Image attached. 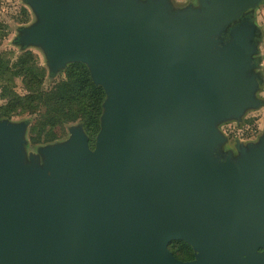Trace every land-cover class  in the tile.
<instances>
[{"label": "water", "instance_id": "95a60500", "mask_svg": "<svg viewBox=\"0 0 264 264\" xmlns=\"http://www.w3.org/2000/svg\"><path fill=\"white\" fill-rule=\"evenodd\" d=\"M261 1H31L26 40L52 69L86 65L106 97L95 147L79 128L43 164L0 121V264H264V137L211 163L217 123L257 104L250 27L221 34Z\"/></svg>", "mask_w": 264, "mask_h": 264}, {"label": "rangeland", "instance_id": "374dc122", "mask_svg": "<svg viewBox=\"0 0 264 264\" xmlns=\"http://www.w3.org/2000/svg\"><path fill=\"white\" fill-rule=\"evenodd\" d=\"M32 0H0V121H7L23 127V152L25 163L43 164L42 151L47 147L65 144L70 140L74 130L81 128L88 137L89 146L93 149L97 135L92 138L84 125L85 117L68 118L65 113L55 111L46 115L44 110L18 108L17 112L7 117L2 113V107L9 104L15 95L24 97L30 93V77L20 70V62L26 61L27 67L40 73V92L52 90L66 78V71L72 64L52 69L45 49L38 44L26 40L27 30L39 21L31 6ZM144 2L146 0H139ZM171 13L187 8L199 9L200 0H168ZM248 25L251 30L250 43L254 48L251 55L250 75L256 79L257 87L254 93L257 104L244 110L239 118H229L219 121L217 128L225 138L221 149L212 150L211 163H219L230 158L236 161L239 158V148L249 150L256 147L264 137V0L256 6L245 10L234 22L222 32V41L230 39L232 30ZM55 121V127L47 126L41 132L39 122ZM54 133V138L49 130ZM181 242L173 241L169 244L171 252L182 255Z\"/></svg>", "mask_w": 264, "mask_h": 264}, {"label": "trees", "instance_id": "16d2710c", "mask_svg": "<svg viewBox=\"0 0 264 264\" xmlns=\"http://www.w3.org/2000/svg\"><path fill=\"white\" fill-rule=\"evenodd\" d=\"M20 70L25 72L26 77H30V91L32 93L21 97L15 95L9 104L2 107V113L9 117L17 112L18 108L27 110L43 109L46 115L59 111L65 113L68 118L85 117V128L88 134L94 138L100 130V121L103 111V102L105 92L101 86L96 85L90 75L86 65L75 63L68 67L66 78L58 83L48 92H40L39 85L42 74L35 73L33 68L27 67L26 61L20 62ZM55 121L39 122L41 132H45L46 127H55ZM49 130V129H48ZM49 130L54 138V133ZM179 249L182 255L175 252L176 258L182 261H191L194 259L193 249L185 242H181ZM171 250V248H169ZM172 251V250H171Z\"/></svg>", "mask_w": 264, "mask_h": 264}]
</instances>
